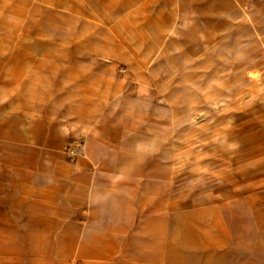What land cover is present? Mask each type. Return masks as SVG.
<instances>
[{
  "label": "rangeland",
  "instance_id": "rangeland-1",
  "mask_svg": "<svg viewBox=\"0 0 264 264\" xmlns=\"http://www.w3.org/2000/svg\"><path fill=\"white\" fill-rule=\"evenodd\" d=\"M0 264H264V0H0Z\"/></svg>",
  "mask_w": 264,
  "mask_h": 264
}]
</instances>
